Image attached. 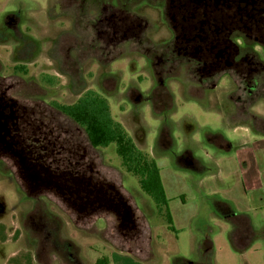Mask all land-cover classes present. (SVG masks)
<instances>
[{"label": "rangeland", "instance_id": "obj_1", "mask_svg": "<svg viewBox=\"0 0 264 264\" xmlns=\"http://www.w3.org/2000/svg\"><path fill=\"white\" fill-rule=\"evenodd\" d=\"M86 1L90 8L94 7L90 0ZM77 12L82 14V19L74 23L70 17L59 15V7L51 4V0H0V27H3V31L8 30L4 28L6 20H13L12 24L17 25L23 33L39 40L37 51L25 61L21 59L25 63L18 69L14 68L19 65L13 57L16 47L14 41L0 42V76L7 77L0 81V93L7 86V93L18 88L33 95L37 92L45 94L42 88L44 86L49 90L47 96H39L44 102L51 103L56 100L72 103L86 89L106 97L112 118L123 124L139 148L152 155L158 168L160 187L157 189L159 201H156L140 188L136 176L122 168L113 143L98 150L92 149L96 161L104 164L107 176H114L121 183L122 191L134 200L145 215L147 227H150L154 257L147 263L140 264H171L172 259L177 256L195 258V241L199 238L196 230L205 227V224L213 229L211 238L214 264H264V236L255 237L244 250L235 248L230 238L231 223L214 212L210 202V197L214 194L226 198L233 203L236 210L248 214L254 228L264 227V135L250 130L246 123L240 124L239 128L229 127L217 106H214L216 99L212 98L208 105L186 98L182 95L180 85L175 89L170 83L174 99L169 117L174 125L172 136L175 144L164 155L157 153L154 144L159 118L152 114L149 104L131 102L126 95L127 88L132 83L142 91L149 86L146 75L149 76L150 71L145 59L136 50L123 55L114 50L107 56L97 50L93 55L92 49L98 48L100 39L95 38L96 34H92L91 27L86 24L87 11L78 9ZM139 12L151 21L145 39L149 46L169 35L165 26L156 25L157 10L144 8ZM73 33L76 34L75 38ZM53 40H57L55 45L59 48L58 54L67 46L70 47V59L64 61L60 55L55 57V54H51ZM80 40L86 45L83 46L82 43L78 46L77 41ZM74 43L77 45L75 51L72 48ZM86 47L88 51H85ZM138 49H143L141 44ZM76 76V83L72 85L71 80ZM27 80H34L41 87L25 83ZM43 108L45 107L39 109L48 115L49 112ZM253 110L263 117L264 101H259ZM182 120H187L184 128ZM195 126L197 128L188 139L185 129L189 131ZM208 131H213L211 137L220 136L228 145L223 144V148L210 142L205 135ZM83 137L85 138L84 133ZM190 142L193 144L194 156L203 164V169H197L193 162L189 167L176 163L182 148L185 149L184 146ZM16 182L10 174L8 176L0 172V183L6 198L12 204L17 203V211L22 205L30 210L24 217L27 224H35L31 226V230H34L36 238H40L39 252L43 257L53 249L45 237L46 233L50 232L53 239L57 236V244L60 242L59 235L64 233L76 246L71 245L69 251L64 246V251L61 246L55 245L57 254L63 258L69 254L73 264H81L80 258L85 259L88 264H113L110 254L113 250L107 240L110 232H102L101 236L100 233L91 232L94 229L80 228L84 225L74 224L73 218L65 213V209H57L58 202L52 201L53 198L41 202L39 207L34 205L35 202L31 199L22 196ZM21 196L23 202H19ZM49 202L56 206L53 207L56 213L53 212L59 215L60 221L49 218ZM42 207L47 209V214L42 213ZM97 226H103L102 219H98Z\"/></svg>", "mask_w": 264, "mask_h": 264}, {"label": "flooded vegetation", "instance_id": "obj_2", "mask_svg": "<svg viewBox=\"0 0 264 264\" xmlns=\"http://www.w3.org/2000/svg\"><path fill=\"white\" fill-rule=\"evenodd\" d=\"M89 2L94 7L90 8L86 0L66 3L58 1L54 2V5L59 8L72 6L87 11L86 24L99 26L95 34L101 42V54L107 56L117 50L123 55L136 50L145 59L150 71V75H146L149 86L142 91L132 83L128 86L126 95L131 102L149 104L152 114L159 118L157 135L162 128L169 125L172 133L174 130L173 121L169 117L174 99L170 83L175 89L180 85L182 95L186 98L205 102L208 105L212 98L216 99L214 106H217L229 127L239 128L240 124L246 123L250 130L264 135V116L253 110L259 101H264V0H90ZM144 8L157 10L156 25L165 26L169 31L167 37L150 46L145 39L151 21L149 17L139 12ZM140 44L143 49L139 50ZM3 89L7 96H12L10 92L7 93L9 90L7 86ZM38 112L40 115L44 113L42 110ZM48 117L45 114V117L36 118L45 123L43 129L48 131L52 139L59 136L61 139L59 144L64 145L66 156L73 162H75L73 158L78 161L75 168L83 171L86 177L92 175L94 182L102 183L107 192L113 194V190L107 188V185L119 186L121 183H118L114 176H107L104 164L102 162L99 164L93 155L95 149L92 150L93 148H88L80 142L69 144L70 141L65 140L66 130L62 132L63 138H61L58 127L55 126L56 118L51 116L52 122H50ZM186 121L182 120V128ZM195 128L197 126L189 131L185 129L188 137ZM207 139L210 142H218L220 138L210 135ZM221 143V147L223 144L228 145L223 139ZM192 147L191 142L185 145L177 160L193 152ZM80 150H85L82 159L72 154L73 151ZM0 160L9 169L10 177L17 180L8 162L4 158ZM91 165L94 172H91ZM16 185L22 196L31 199L38 207L41 206V202L53 198L52 201L58 202L57 209L59 207L66 209L54 192L45 191L29 196L20 187L18 181ZM126 195L129 196L127 193ZM41 210L42 213L47 214V209L42 207ZM134 211L137 223L134 228L127 231L126 235L119 230L118 215L114 211L105 209H96L95 219L89 210L84 211L80 221L84 226L80 228L101 229L107 234L110 232L111 234H108L110 237L108 239L105 237V240H109L113 247H120L126 251L129 249L130 253L135 255L152 256L150 227H147L145 215L137 206ZM50 215L49 218L54 221L61 220L57 214ZM98 219L103 220L101 228L97 226ZM24 223L33 238L35 233L31 230V226L35 224H27L26 219Z\"/></svg>", "mask_w": 264, "mask_h": 264}, {"label": "trees", "instance_id": "obj_3", "mask_svg": "<svg viewBox=\"0 0 264 264\" xmlns=\"http://www.w3.org/2000/svg\"><path fill=\"white\" fill-rule=\"evenodd\" d=\"M58 1L61 0H51V4ZM77 10V8L72 6H61L58 14L68 16L74 23H78L82 19V14L77 12ZM49 13L51 12L49 11ZM12 21L13 20H6V24L4 25V28L8 29L6 32L3 31V27H0V42H5L7 40L14 41L16 47L14 48L13 57L17 59L15 61L19 64L14 68L18 69L21 64L25 63L24 61L27 57L29 58L33 52L37 51L39 40L32 38L27 33H23L17 25L12 24ZM89 26L91 27L92 34H94L99 28V26L95 25ZM74 33L72 34L73 38L76 36ZM96 36L97 35H95V38ZM61 37H59V39ZM77 42L78 46H81L83 43L81 40ZM53 44V52L51 51V54H55L54 56L57 57L56 55L59 52L58 46L56 48L57 40H53ZM77 45L75 43L73 44V51H75ZM85 45L86 44L83 43V46ZM88 47L85 48V51H88ZM92 50L93 55L97 50H100L101 52V45L99 44L98 48L95 47ZM70 53V47L67 46L66 49L62 50L58 55L61 56L62 60L67 61L70 59ZM1 73L2 63L0 62V74ZM5 78L7 77L0 76V81H3ZM76 78L77 76L71 80L72 85L76 83ZM78 79L79 81L81 80L80 77H78ZM25 83H32L36 85V87H41V85L34 80H27ZM42 88L45 90V94L37 92V94L33 95L32 93L29 94L27 90L18 88H13L10 92L13 97L27 105L28 109L35 110V113L32 115L33 117H45V112L38 115V111H41L39 108L45 107L43 109L49 112L47 113L50 117H48V119H50L49 121L52 122L51 116L56 118L55 126L58 127L61 138H63L62 132L66 130L67 135L65 136V140H69V144L83 142V145H86L88 148L98 150L113 143L122 168L126 172L137 177L140 188L146 194L151 196L152 199L159 201L157 195V189L160 187L158 182V168L153 157L136 145L135 141L121 122L112 118L106 97L94 90L86 89L72 103H62L56 100L50 103L40 100L39 96H47L49 94L48 89L44 86ZM81 131L85 134V138ZM211 132L208 131L205 135L209 137ZM71 133H73L72 136ZM217 138H220V141L218 140V142H214V144L221 146L223 138L220 136ZM174 144L175 142L174 137L172 136L171 126L169 125L168 127L162 128L161 132L157 135L155 142L156 152L164 155L168 149H172ZM181 158L182 157L176 160L177 165L189 167L192 165L191 162H193L197 169H203V164L200 163L198 157L194 156L193 152L189 153L185 158ZM0 172L6 175L10 174L9 169L2 160H0ZM161 192L160 189V193ZM160 197L162 198V203H164L162 194H160ZM210 199L211 201H209L212 202V210L231 223L232 228L230 231V238L235 248L244 250L255 237L258 235L264 236V227L254 228L251 225L248 214L236 210L230 200L216 194L211 195ZM85 230L89 229L85 228ZM196 231L199 233V238L195 241V258L185 259L181 256H177L172 259L171 264H214V246L211 238L213 232L212 227L209 225L206 226L205 224V227L203 226V228L197 229ZM91 232L97 234L100 233L101 236L103 235L101 229H94V231L92 230ZM115 248L117 249L118 247ZM119 249L121 250L122 248L119 247Z\"/></svg>", "mask_w": 264, "mask_h": 264}, {"label": "water", "instance_id": "obj_4", "mask_svg": "<svg viewBox=\"0 0 264 264\" xmlns=\"http://www.w3.org/2000/svg\"><path fill=\"white\" fill-rule=\"evenodd\" d=\"M34 111L18 99L7 96L4 90L0 93V158L8 162L20 187L29 196L54 192L76 225H81L84 211L89 210L94 219L96 209L114 211L118 215L119 230L126 235L137 223L134 200L122 191L121 184H108L107 188L114 192L108 193L102 183L92 180V175L86 177L83 171L75 168L78 161L73 162L66 156L59 136L52 139L43 129L45 123L32 116ZM72 154L82 159L85 150Z\"/></svg>", "mask_w": 264, "mask_h": 264}, {"label": "crops", "instance_id": "obj_5", "mask_svg": "<svg viewBox=\"0 0 264 264\" xmlns=\"http://www.w3.org/2000/svg\"><path fill=\"white\" fill-rule=\"evenodd\" d=\"M19 202H23L21 197ZM49 207V213L55 214V208H53L55 206H53V203L49 202ZM16 208L17 203L12 204V202L6 198L4 189L0 183V264H73L71 263V257L69 254L65 255L63 258L57 254L55 250V245L62 244L61 247L63 248L65 246L69 251L71 245L73 247L76 246L72 240L67 238L64 233L60 232V242L57 244L55 241L57 240V236H55V239H53L54 237H52L50 232L46 233L45 237H47V240L49 244L51 243L53 249L43 257L39 252V245L41 244L40 238H36L35 236L32 238L28 228H25L24 226V216H26L30 210L23 205L19 211H17ZM111 249L113 250L110 253L113 264H140L141 262L147 263L154 257L147 256L145 254L135 255L133 253H128L126 249H116L112 245ZM80 260L81 264H88L85 259L80 258Z\"/></svg>", "mask_w": 264, "mask_h": 264}]
</instances>
